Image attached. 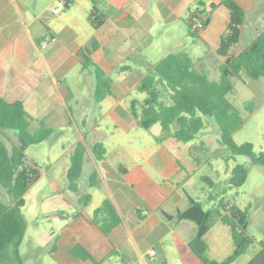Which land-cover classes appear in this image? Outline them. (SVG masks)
<instances>
[{
	"label": "crops",
	"instance_id": "crops-1",
	"mask_svg": "<svg viewBox=\"0 0 264 264\" xmlns=\"http://www.w3.org/2000/svg\"><path fill=\"white\" fill-rule=\"evenodd\" d=\"M55 1L0 0V99L21 101L29 116V127H34L31 132L41 123L55 130L48 138L65 134L71 125L82 127L75 142L62 155L68 157V162L63 163L60 177L52 174L50 178L52 194L46 199V207L56 227L45 236L52 243V256L58 264H202L187 244L195 232L194 223L163 215V211L175 214L188 205L189 194L183 192L180 182L201 165L195 157L187 161L181 158L180 143L171 134L175 124L161 134L157 150L141 154L144 162L117 157L114 147L108 149L104 145L100 126L106 120L125 130L136 126L129 109L130 101L137 99L132 92L139 80L168 53L154 58L155 47L168 39L175 38L174 45L187 39L188 15L199 7V2L201 15L210 17L201 37L212 23L205 7L211 2L216 6L222 4L219 0H70L64 11L52 15L49 8ZM237 1L244 7L247 19V12L255 8L256 0ZM93 8L103 14L99 26L89 16ZM49 34L57 40L40 47L39 41ZM92 38L96 46L88 56L112 79L111 95L100 102L94 97V76L81 67L77 55L78 49L89 45ZM217 47L212 52L216 53ZM113 72L118 73V80L112 78ZM78 141L86 146L82 171L89 156L92 164L89 174L95 170L98 182L91 187L88 178V188L80 190L77 182V190L72 191L68 188L66 169ZM95 142H102L106 149L101 160L90 149ZM92 189L101 190L100 203L104 198L110 199L120 217L108 235L90 221L97 206L85 210L95 196ZM86 193L91 195L90 201L81 206L78 199ZM182 193L187 198L184 208L177 206ZM143 210L147 211L145 215L141 213ZM226 228L229 226L217 221L205 233L209 258H224L215 255L229 247L230 228ZM77 244L91 259L70 254ZM261 248L264 249V241L241 264ZM149 249L155 254L150 255Z\"/></svg>",
	"mask_w": 264,
	"mask_h": 264
},
{
	"label": "trees",
	"instance_id": "trees-1",
	"mask_svg": "<svg viewBox=\"0 0 264 264\" xmlns=\"http://www.w3.org/2000/svg\"><path fill=\"white\" fill-rule=\"evenodd\" d=\"M70 1V0H69ZM228 10L225 27L220 35L216 54L219 80H210L203 70L196 68L192 57L184 50L168 52L139 80L135 89L143 92L142 100L132 99L129 109L137 125L149 129L158 123L165 131L175 124L172 137L180 142H190L205 127L203 116L214 121L220 131V142L230 150L231 156L245 155L253 164L264 166V151L255 152L251 142L236 143L232 134L243 123L240 109L229 99L233 91L231 78L242 76L249 79L264 78V30L256 34L246 46L239 50L246 20V11L237 0H219ZM202 3H198L200 5ZM216 3L211 2L212 9ZM203 9L197 7L188 15L187 30L189 36L199 37L208 26L210 17L202 16ZM90 18L95 26L103 21V14L93 8ZM196 16V20L192 17ZM96 46L92 38L89 45L80 47L77 55L83 69H88L94 76V97L97 102L111 95L112 79L102 67L92 62L88 53ZM127 65L122 66L121 70ZM251 102L244 103L243 108L251 109ZM12 132L17 142L7 146L0 137V185L10 196L11 203L0 201V253L9 245L19 257V245L26 229V220L21 211L25 204L24 193L39 179L41 171L35 161H28L25 150L31 144L48 138L55 130L43 123L34 131H29V116L19 100L12 102L0 99V132ZM90 149L97 160L105 157L106 149L102 142H95ZM86 146L82 141L76 142L69 156L66 169L68 188L77 190L78 178L82 171ZM248 176V167L244 163H235L230 169L228 183L230 187L241 186ZM97 172L89 174V185H97ZM205 179L213 184L212 179ZM89 193L79 197L81 206L90 201ZM167 219L188 220L195 224V232L188 240V247L197 255L202 264H231L242 255L253 239L247 233L248 209L241 208L235 202H220V207L204 209L199 200L188 195V205L178 209L175 214L163 211ZM90 221L99 230L108 235L120 222V217L108 198L93 209ZM226 224L230 228L234 248L231 254L222 260L207 256L205 233L215 222ZM263 245V242L260 243ZM70 254L82 259H91L90 254L81 246L75 245ZM245 264H264V249L258 250Z\"/></svg>",
	"mask_w": 264,
	"mask_h": 264
},
{
	"label": "rangeland",
	"instance_id": "rangeland-1",
	"mask_svg": "<svg viewBox=\"0 0 264 264\" xmlns=\"http://www.w3.org/2000/svg\"><path fill=\"white\" fill-rule=\"evenodd\" d=\"M193 5L197 6V3ZM198 6L201 7V5ZM205 9L212 16V23L204 35L201 37L187 35V39L179 45H174L175 38L168 39L166 43L155 47L153 57L158 59L166 52L184 50L193 58L196 67L202 69L210 80L218 81L220 60L217 54L212 51L219 44V36L225 27L228 11L223 5L212 9L207 6ZM262 30H264V0H256L255 8L249 9L247 12L242 40L238 49H243L249 37L255 36ZM111 76L115 80L119 79L116 72L111 73ZM231 80L233 91L228 94V97L240 109L243 118L241 126L233 132L232 139L236 143L251 142L255 152L264 151V78L253 80L243 75L242 79L233 77ZM83 86L86 89L85 82ZM132 97L142 100L145 94L134 90ZM248 101L251 102V109L243 108L244 103ZM105 104H108V100H105ZM203 118L205 127L194 140L178 142L181 146L180 156L184 161L195 157L194 159L198 161L197 164H201L199 168L190 172L188 179L180 182V188L194 199L199 200L204 209L213 206L220 207L222 201L235 202L241 208L248 209L247 233L252 237L253 242L242 255L231 263L241 264L264 241V166L253 164L245 155L231 156L228 147L220 142V131L217 124L205 116ZM100 128L103 131L102 141L106 148L114 147L116 156L129 162L132 160L146 161L141 158V154L157 150L161 143L158 140L165 132L158 123L149 129L136 125L125 130L114 126L112 121L106 120ZM80 129L82 127L77 128L75 125H71L67 127L65 134H54L41 142L29 145L25 150L27 160L35 161L38 164L41 176L23 195L25 204L21 211L27 225L19 245V257L16 255L14 247L9 245L0 253L1 264H58L51 253L52 243L45 236L46 232L49 233L53 227H56V222L48 216L50 211L46 207V199L52 194L50 178L52 174H55V178L60 177L63 163L68 162V157L62 155L75 142ZM33 130L34 127L30 126L29 131ZM0 137L5 140L8 147L17 142L16 136L8 130L0 132ZM163 143L168 144L166 141ZM188 147L190 151H188ZM86 161L84 170L78 179L80 190L88 188L89 169L92 165L89 156ZM235 163H244L248 167V176L241 186L230 187L228 177L230 169ZM158 176L155 175V177ZM205 177L212 179L213 184H210ZM95 191V196L85 207L86 211L100 203L101 190L96 189ZM0 201L11 203L10 196L1 185ZM186 204L187 198L183 194L177 206L184 208ZM168 223L171 226L173 224L170 221ZM171 229L173 228L171 227ZM228 231L229 247L215 256H224L225 258L232 253L234 244L230 229ZM178 240L181 242L182 236Z\"/></svg>",
	"mask_w": 264,
	"mask_h": 264
},
{
	"label": "built area",
	"instance_id": "built-area-1",
	"mask_svg": "<svg viewBox=\"0 0 264 264\" xmlns=\"http://www.w3.org/2000/svg\"><path fill=\"white\" fill-rule=\"evenodd\" d=\"M69 4V0H56L49 8V12L52 14V15H56V14H59L61 13L62 11H64L67 6ZM193 20H196V16H193L192 17ZM57 40V37L54 36V35H47L45 37H43L40 41H39V46L40 47H45L47 46L49 43L51 42H55ZM143 215H145L147 213V211L143 210L141 212ZM148 253L150 255H154L155 254V251L153 249H149Z\"/></svg>",
	"mask_w": 264,
	"mask_h": 264
}]
</instances>
